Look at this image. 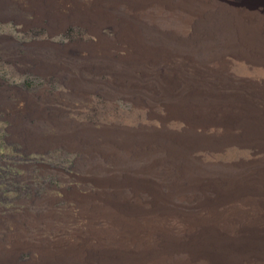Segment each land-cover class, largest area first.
Instances as JSON below:
<instances>
[{
  "label": "rangeland",
  "instance_id": "obj_1",
  "mask_svg": "<svg viewBox=\"0 0 264 264\" xmlns=\"http://www.w3.org/2000/svg\"><path fill=\"white\" fill-rule=\"evenodd\" d=\"M161 2L0 0V264H110L100 237L114 227L97 223V205L118 183L130 194L145 165L113 141L186 128L174 119L181 109L158 101L169 98L158 77L189 52L181 39L194 30ZM131 67L132 85L122 75ZM231 74L261 71L236 63ZM244 152L228 146L205 160L227 171Z\"/></svg>",
  "mask_w": 264,
  "mask_h": 264
},
{
  "label": "bare ground",
  "instance_id": "obj_2",
  "mask_svg": "<svg viewBox=\"0 0 264 264\" xmlns=\"http://www.w3.org/2000/svg\"><path fill=\"white\" fill-rule=\"evenodd\" d=\"M161 6L181 11L194 30L191 39L178 37L189 52L158 77L169 95L158 101L181 109L174 119L186 128L113 141L127 157L144 160V177L130 178V194L118 183L102 196L97 223L114 229L100 243L110 264H264V0H162ZM236 63L261 75L235 78ZM134 72L122 73L130 85ZM228 146L246 157L225 164L227 171H211L205 155Z\"/></svg>",
  "mask_w": 264,
  "mask_h": 264
}]
</instances>
